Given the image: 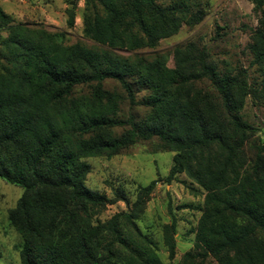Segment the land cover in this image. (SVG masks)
<instances>
[{
    "label": "trees",
    "instance_id": "trees-1",
    "mask_svg": "<svg viewBox=\"0 0 264 264\" xmlns=\"http://www.w3.org/2000/svg\"><path fill=\"white\" fill-rule=\"evenodd\" d=\"M251 2L264 16V0ZM84 6L82 33L90 46H65L64 33L9 25L0 9V33L8 31L0 36V180L22 189L7 216L21 238L20 264H163L135 223L161 180L138 186L133 202L121 187L108 198L84 183L90 171L84 159L112 157L152 139L158 150L174 153L165 183L184 174L205 191L193 251L178 264L209 257L264 264V143L246 167L243 146L254 128L240 115L248 95L264 104V17L247 45L260 78L248 83L246 70L219 69L194 42L173 48L171 68L166 53H135L200 23L201 0H84ZM66 13L71 28L74 11ZM106 81L120 91L105 88ZM138 91L146 92L140 101ZM121 103L146 114L118 116ZM116 202L127 210L95 220ZM167 230L173 259L172 215Z\"/></svg>",
    "mask_w": 264,
    "mask_h": 264
},
{
    "label": "rangeland",
    "instance_id": "rangeland-1",
    "mask_svg": "<svg viewBox=\"0 0 264 264\" xmlns=\"http://www.w3.org/2000/svg\"><path fill=\"white\" fill-rule=\"evenodd\" d=\"M204 12L203 20L193 27L181 26L173 35L159 40L155 49H142L135 53L153 55L166 53V66H173L172 50L176 46L194 42L206 49L210 61L219 69L230 71L246 70L247 82H254L257 76L252 65V55L247 49L251 42V34L261 28L262 11L254 10L251 0H201ZM84 0H0V9L12 22L9 25H23L28 29H42L49 33H64L65 46L80 43L86 46L92 42L82 33V15ZM68 9L74 11L73 27L67 26ZM264 12V6L262 7ZM7 29L1 28V37L7 36ZM121 56L131 52L114 50ZM109 90H119L112 81L104 83ZM199 87V86H198ZM87 88H77V94ZM145 91L136 92V100L140 101ZM146 109L137 106L129 109L121 103L118 116L133 114L137 119L146 114ZM240 115L250 124L254 131L243 146L246 167L252 163L255 146L264 143V104L248 95ZM122 132L116 128L115 134ZM156 139L138 141L127 149L112 157H89L84 159L90 166L85 179V186L92 191L113 197V190L121 187L130 202H133L138 186H146L152 180L157 182L140 216L135 221L140 231L148 236L156 246V253L163 264H178L182 256L193 251L195 230L201 212L205 191L186 178L184 174L176 175L170 183H165L169 168L172 165L173 152L160 151L156 148ZM196 192L193 191V189ZM22 194L20 187L0 180V264H20L19 245L21 238L9 224V210L15 207ZM123 202L107 205L96 216L95 220L104 222L114 214L126 211ZM171 215L175 219L174 257L168 258L165 236L171 223ZM198 261V260H197ZM200 264H218L213 258H207Z\"/></svg>",
    "mask_w": 264,
    "mask_h": 264
}]
</instances>
